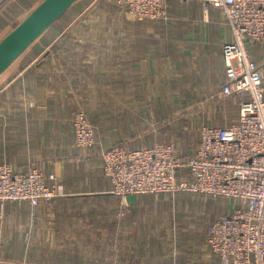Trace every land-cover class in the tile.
I'll return each instance as SVG.
<instances>
[{"label": "crops", "instance_id": "0c3cea01", "mask_svg": "<svg viewBox=\"0 0 264 264\" xmlns=\"http://www.w3.org/2000/svg\"><path fill=\"white\" fill-rule=\"evenodd\" d=\"M41 1L0 0V40ZM167 9L166 18L139 21L116 0H89L68 24L49 27L0 74V163L40 166L56 174L63 191L53 200V213L49 203L0 201V256L33 248L38 254L46 243L75 240L78 228L91 231L94 219L117 205V247L144 242L146 257L156 256L152 264H212L205 242L209 224L201 226L227 206L199 221L183 217L186 193L148 194L119 219L121 197L112 191L101 155L112 145L138 148L160 140L190 154L200 142L201 124L238 117L241 97L220 93L222 45L234 37L221 9L205 13L196 0H168ZM246 42L264 72V42ZM77 108L96 126V142L86 149L74 143ZM83 196L94 199L82 201ZM83 210L87 215L79 214ZM105 233L92 239L104 242Z\"/></svg>", "mask_w": 264, "mask_h": 264}, {"label": "built area", "instance_id": "2783aa9c", "mask_svg": "<svg viewBox=\"0 0 264 264\" xmlns=\"http://www.w3.org/2000/svg\"><path fill=\"white\" fill-rule=\"evenodd\" d=\"M193 1V0H182ZM221 9L233 39L222 45L225 81L222 96L241 97L238 117L227 124L205 123L200 142L183 154L173 142L129 148L106 147L101 155L113 193L121 197L118 218L138 197L174 196L182 191L204 199L229 201L228 212L207 227L206 245L221 264H264V72L252 58L247 39L264 42V0H196ZM168 0H116L136 20L167 17ZM76 147L95 144V127L83 109L72 118ZM63 195L55 173L37 165L16 169L0 163V201L52 203ZM173 244V242H172Z\"/></svg>", "mask_w": 264, "mask_h": 264}, {"label": "trees", "instance_id": "16d2710c", "mask_svg": "<svg viewBox=\"0 0 264 264\" xmlns=\"http://www.w3.org/2000/svg\"><path fill=\"white\" fill-rule=\"evenodd\" d=\"M88 1L89 0H76L51 26H55L58 24H68L73 19L74 14L79 13L80 11H82L85 8ZM185 155H187V154H185ZM78 198L79 197L74 198V200L77 201ZM79 199L82 201H89V200L94 199V197L83 196ZM214 199H222V198H214ZM227 203H229V201ZM229 205L230 204L226 205L227 206V212L229 209ZM117 209H118V206L115 205L114 209L112 207L109 208L107 213H105L106 211H104V214L101 216L100 219H97V220L94 219L91 231H87L84 228L83 229L78 228L79 230H78L77 239L73 240V239H70V237L64 239V243L66 244V246L68 245V247H72L74 245L75 248H82V249L89 246V254L92 253L93 255L87 256L88 252L82 253V252H84V251H82L80 256L75 257V258L82 259V264H91L88 261L92 262V264H97V263H99V264H146V263L149 264V263H151L152 264L153 261L156 263L157 259H156L155 254H154V259L151 258V254L149 256L150 258L146 257L148 252L146 254L147 250L142 247V245L145 244L144 242H141L140 247H133V246L127 245L124 248H121L120 243H119L118 247H117V245L114 244L113 238L115 236V229L117 226V222H116V218H115V212L117 211ZM102 221H105L103 223L104 224L103 226L101 225ZM209 223H207V225ZM100 225L102 227H100ZM95 228L97 229V231L94 230ZM140 230L142 233L146 232L145 227L141 226ZM183 230H184V228H183ZM104 233H105V235H107V240L105 239L104 242L96 241V240L92 239V236L98 238ZM108 237H112V238H110L111 241L108 240ZM128 238H131V237H128ZM205 242H206V240H205ZM102 243H104V244H102ZM57 244L58 243H53V244L52 243H46L43 246V248H41V251L38 254H37L38 248H33V250L29 251L32 255L31 258H33V260H38V259H36L37 257L40 258V257H43L42 255L48 254L49 253L48 250L56 247ZM17 246H19V245H17ZM49 247H51V248H49ZM105 248L109 249V254L106 253ZM153 251L155 253L158 252L157 249H154ZM20 252H21V250L20 251H11V253H13V254L20 253ZM154 252H152V253H154ZM61 253L63 255L65 252L60 251V252H57L56 254H61ZM62 255H61V257H62ZM65 256L69 257V256H74V255L71 253H66ZM213 257H215V259H217L218 262H220L219 264H221V259L219 256L213 255ZM43 259L44 260H42V261L44 264H50L51 263L50 262L51 257H45ZM164 263H162V264H164ZM187 264H193V261L191 259H189L187 261Z\"/></svg>", "mask_w": 264, "mask_h": 264}, {"label": "rangeland", "instance_id": "374dc122", "mask_svg": "<svg viewBox=\"0 0 264 264\" xmlns=\"http://www.w3.org/2000/svg\"><path fill=\"white\" fill-rule=\"evenodd\" d=\"M77 109H79V108H77ZM80 109H83V108H80ZM83 110L85 111V109H83ZM87 115H88V113H87ZM73 116H74V113H73ZM88 117L90 119L89 115H88ZM90 122L94 125L95 130H96V126L91 121V119H90ZM203 124H205V123H203ZM203 124H201L200 127ZM199 136H200V134H199ZM81 149H85V148H81ZM184 195H187V199H183V217L187 215L190 217H194L195 220L200 218L199 221H201V220L205 221V220L211 219V217H213L214 214H216L218 212V210L219 211L222 210L221 213H223L224 208L226 209V205L229 204V203H227L228 201L226 199H212V198L204 199L200 196H196V195L189 194V193L183 194V196ZM148 197H151V196H148ZM52 203L49 204L50 207L52 208L49 210L51 213H53V211H54ZM105 203H107V202L106 201L103 202V204H105ZM148 205H149V200H148L147 206ZM71 213H75V211L72 210ZM87 213L88 212L86 210L79 212V214H81V215H87ZM76 214H77V212H76ZM207 223H208L207 221L203 222V225L201 227L205 228L207 226ZM183 228H184V231L188 230L187 226L185 227L184 223H183ZM198 232L201 233V231H198ZM102 244H104V243H102ZM49 248H51V247H49ZM54 248H51L50 250H48L49 253L42 255L43 257H40V258L37 257L36 259H38V260H33V258H31L32 255L30 252H25L23 254L22 253H16L13 256L1 255L0 256V264H44L42 260H44L43 258H45V257H51V259H50L51 263L50 264H82V259L75 258V257L80 256L82 251H84L82 253L88 252L87 256L93 255L92 253L89 254V246L85 247L84 249L75 248L74 245L72 247H68V245L66 246V244L64 243L63 240L60 241L57 244V246ZM206 248H208V246H206ZM201 249H202V246H201ZM105 250H106V253L109 254V249L105 248ZM60 251H63L65 253L63 255H62V253L56 254L57 252H60ZM205 251H207V249H205ZM202 252H203V250H202ZM66 253H71L74 256H69V257L65 256ZM207 254H208V251H207ZM61 255H62V257H61ZM211 259H212V264H213V262H214V264H217V262L214 260L215 257H213ZM207 260H209L208 257H204V263ZM88 262L92 264V262H90V261H88ZM97 264H99V263H97Z\"/></svg>", "mask_w": 264, "mask_h": 264}, {"label": "water", "instance_id": "95a60500", "mask_svg": "<svg viewBox=\"0 0 264 264\" xmlns=\"http://www.w3.org/2000/svg\"><path fill=\"white\" fill-rule=\"evenodd\" d=\"M76 0H42L0 40V74L14 63Z\"/></svg>", "mask_w": 264, "mask_h": 264}]
</instances>
